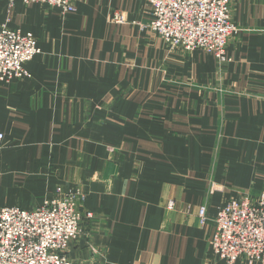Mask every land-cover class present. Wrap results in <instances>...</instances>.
Here are the masks:
<instances>
[{
    "label": "crops",
    "instance_id": "obj_1",
    "mask_svg": "<svg viewBox=\"0 0 264 264\" xmlns=\"http://www.w3.org/2000/svg\"><path fill=\"white\" fill-rule=\"evenodd\" d=\"M73 2L0 0V27L41 51L30 77L0 82V209L80 189L93 219L72 264H226L214 219L264 193V0H231L223 64L148 30V0Z\"/></svg>",
    "mask_w": 264,
    "mask_h": 264
},
{
    "label": "built area",
    "instance_id": "obj_2",
    "mask_svg": "<svg viewBox=\"0 0 264 264\" xmlns=\"http://www.w3.org/2000/svg\"><path fill=\"white\" fill-rule=\"evenodd\" d=\"M12 6L17 0H8ZM74 12L73 0H21ZM153 19L146 25L174 50H202L219 63L229 62L227 49L238 29L232 20L231 0H149ZM120 18H116L119 21ZM37 39L20 30L0 27V82L30 77L28 65L40 54ZM4 134L0 133V148ZM81 190L69 191L32 210L0 209V264H72L68 250L93 214L83 209ZM173 208V204H170ZM201 225L207 208L199 210ZM211 256L226 264L240 260L264 264V193L231 200L216 218Z\"/></svg>",
    "mask_w": 264,
    "mask_h": 264
},
{
    "label": "rangeland",
    "instance_id": "obj_3",
    "mask_svg": "<svg viewBox=\"0 0 264 264\" xmlns=\"http://www.w3.org/2000/svg\"><path fill=\"white\" fill-rule=\"evenodd\" d=\"M149 1V0H148ZM146 27V26H145ZM147 28V27H146ZM148 29V28H147ZM227 63V62H226ZM223 64V63H222ZM80 190V189H79ZM83 193V192H82ZM84 194V193H83Z\"/></svg>",
    "mask_w": 264,
    "mask_h": 264
}]
</instances>
